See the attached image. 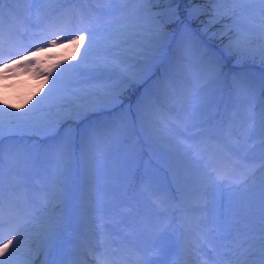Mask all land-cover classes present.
<instances>
[{
	"label": "snow or ice",
	"instance_id": "6c2138e0",
	"mask_svg": "<svg viewBox=\"0 0 264 264\" xmlns=\"http://www.w3.org/2000/svg\"><path fill=\"white\" fill-rule=\"evenodd\" d=\"M21 3L25 0H0V78L13 69L30 71L40 78L43 95L32 93L18 106L0 96V264H33L34 234L55 247L62 221L45 226L42 212L53 201L71 203L81 169L93 154L101 164L116 163L133 136L135 144L199 174L200 203L194 211L201 216L189 230L195 231L201 264H264V182L250 184L251 176L264 173V0H187L184 11V0H26L25 8L15 7ZM20 11L27 14L25 28L5 27V15L11 21ZM31 28L39 31L32 34ZM62 39L64 47L72 46V55L48 60L47 49L38 45L51 47ZM212 41L220 42L218 51ZM178 68L187 85L179 93L172 83ZM137 91L133 113L125 99ZM166 101L178 103L179 110L166 108ZM228 102L244 112L247 126L230 129L224 140L213 124H223L219 108L223 103L226 113ZM28 134L48 143H27ZM252 139L258 142L255 155H249ZM210 141L227 160H244L247 174L237 177L234 166L205 160L199 145ZM41 150L52 165V195L44 187L43 197L26 196L21 203L15 193L26 187L24 173L37 166ZM236 189L254 215L226 218L223 202L226 197L231 202ZM104 195L116 199L119 193L105 189ZM97 210L104 211L103 197ZM96 220L90 235L97 264H118L109 257L131 243L142 221L130 211L110 222L103 215ZM170 227L160 224L149 232L147 254L139 255L137 264H161L172 244Z\"/></svg>",
	"mask_w": 264,
	"mask_h": 264
},
{
	"label": "rangeland",
	"instance_id": "374dc122",
	"mask_svg": "<svg viewBox=\"0 0 264 264\" xmlns=\"http://www.w3.org/2000/svg\"><path fill=\"white\" fill-rule=\"evenodd\" d=\"M25 2H26V0H25ZM199 2H200V0H198V3ZM181 6L186 8L189 5L187 3L185 5L182 3ZM181 11H183L182 8H181ZM202 19H206V18H202ZM41 38H42V35L39 37V39H41ZM64 44H65V42L64 43L63 42H58L57 45H54V46H51V47H49L47 45L46 49L53 53L54 59L59 58L61 56H71L72 53H73L72 46H68L66 48V47H64ZM29 50L34 51L33 48H30ZM7 62L8 61H5V63H7ZM69 62H74V61H69ZM177 72H178V75L174 77L175 79H173V81H175V83H177V85H180L181 84V79H180L181 69L178 68ZM155 77L156 76H154L153 79H155ZM6 84L0 83V86H6V87L0 88V96L5 97L7 99V101L9 103L13 104L14 106H18L24 98H26L28 95H30L32 93H37V98H38V96L43 95V91H39L38 92L40 81L22 80L19 83L15 84V85H13L11 87L9 86V84H7V85ZM185 86H187V85L185 84ZM46 88H47V85H45V89ZM136 96H138V94H136ZM133 99H134V97L130 98V99H125V104L126 105L129 104V103L132 104L133 103ZM91 118L92 119H96V118H100V116L99 115H94ZM236 126H238V125L235 122H234V124H231V123L228 124L229 130L230 129H235ZM213 127L214 128L215 127H219V135L220 136H224V135L228 134V132H229V131H227V130H225L223 128V124L219 125V126L218 125H213ZM29 136H32V135H29ZM250 144H251V142L248 141V149L250 150L249 151V155H255L256 152H258V149L257 148H253V151H251L252 147L250 146ZM241 155H243V153ZM234 158H237L236 162H234V163L231 162V160H227L225 158L222 159V162H219L216 159L215 160H211V162L214 163V164L215 163H220V164H229V165L234 166V171H235V174L237 175V177H239L240 175H246L247 174V169L244 168V167H241V165H243L245 163V161L241 160L239 158V156H234ZM98 160H99L98 155L97 154H93L92 157L90 158V163H92V165L91 164H89V165L93 168V165H94L93 162L99 163ZM137 160H142V158L139 157V154H137V156H136V161ZM205 160H208V159L205 158ZM249 163H256V161H249ZM98 170H99V172L102 171V169H98ZM262 174L263 173H261V172H257L255 176H251L250 177V184H252L255 181H259L260 178L264 176V175L261 176ZM13 180L14 179L12 177V181ZM186 180L187 181L189 180L188 184L190 186H193L195 189L199 188V190H200L201 184L199 183V181H197V180L193 181V180H190V179H186ZM42 184L46 185V182L43 181ZM164 196L169 197L170 194L165 193ZM199 196L200 195L194 196L195 202L197 204L200 203ZM24 199L25 198H23L21 203H23ZM223 205L224 206L222 208V211L225 214H227V215H230V212H231L232 209L234 211H236V212H239V211L242 212L243 209H246L244 207L245 200H244L243 192L240 189H236L235 194L231 197V202L226 197L224 202H223ZM147 208L151 209L153 211L152 214L149 216L150 217V221H151V225H153L154 227H156V226H158L160 224H165V225L170 224L171 225V227L169 228V231L171 233L172 244L168 248L166 254L161 258V264H179V262H180L179 259H174V258L177 256V254H180V251H182L183 248H186L185 247L186 244L183 241L184 238L181 239V237H182L181 234H184V233L189 234L190 233L191 235H193L195 237V231H190L189 229H190V227H192V225H194V224H191V223H195V221H196V219L193 218V215H199V213L195 212L194 210H190L189 211V210L182 209L181 211H177L176 214H173L172 212L166 211L167 206L164 205V204L160 205L159 207H155V208L152 206V204H150V205L147 206ZM67 209L68 208H63L62 209V211H61L59 217L56 219V221L60 222V221L64 220L63 215L65 214L64 212L67 211ZM247 209H252V208H247ZM53 210H55V207L52 204L51 207H49L48 209H46V210H44L42 212V214H41V224H43V225H47L48 223L50 224L51 219L56 217L54 212L50 213V211H53ZM45 211H49V213H47ZM161 211H163V215L162 216H157L156 213L157 212H161ZM173 217H175V219H173ZM185 229H187V230L185 231ZM175 231H178V233H179L177 237H176V235H174ZM32 237L34 238V241H33L32 245H31L32 248L37 249V250H41L42 249V247L40 246L41 245V236H37L36 235V237H34V236H32ZM42 240H43V238H42ZM149 242H147V243H149ZM33 244H35L34 245L35 247L33 246ZM145 248H148V245H145ZM59 251H61V249H59ZM122 251L125 253V255L128 258L134 257V253H130V252L127 253L126 252V251H129V250L125 249V250H122ZM60 254H63V253L60 252L57 255H60ZM126 263L127 264H137V261H131V262H126Z\"/></svg>",
	"mask_w": 264,
	"mask_h": 264
},
{
	"label": "trees",
	"instance_id": "16d2710c",
	"mask_svg": "<svg viewBox=\"0 0 264 264\" xmlns=\"http://www.w3.org/2000/svg\"><path fill=\"white\" fill-rule=\"evenodd\" d=\"M196 2L198 3V0H196ZM186 3H187V0H185L183 4L185 5ZM181 8H182V9H183V11H184V8H185V7L181 6ZM217 42L220 44V42H219V41H217Z\"/></svg>",
	"mask_w": 264,
	"mask_h": 264
}]
</instances>
